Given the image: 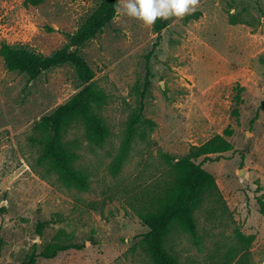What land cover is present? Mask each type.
Wrapping results in <instances>:
<instances>
[{
	"label": "rangeland",
	"instance_id": "1",
	"mask_svg": "<svg viewBox=\"0 0 264 264\" xmlns=\"http://www.w3.org/2000/svg\"><path fill=\"white\" fill-rule=\"evenodd\" d=\"M24 1L0 0V45L50 56L101 0ZM195 8L168 17L159 35L116 14L78 49L106 95L99 114L109 132L102 148L88 144L79 123L62 136L86 191L66 188L40 161L33 129L80 89L74 69L62 65L30 81L0 57V264H20L55 244L71 247L35 264H151L139 245L148 229L135 210L168 179L158 151L178 160L228 127L233 151L203 164L222 201L206 200L194 213L200 245L175 227L166 249L177 264H264V0H198ZM140 107L155 126L137 128L113 172Z\"/></svg>",
	"mask_w": 264,
	"mask_h": 264
},
{
	"label": "trees",
	"instance_id": "2",
	"mask_svg": "<svg viewBox=\"0 0 264 264\" xmlns=\"http://www.w3.org/2000/svg\"><path fill=\"white\" fill-rule=\"evenodd\" d=\"M44 1L25 0L24 4L37 6ZM117 6L118 0H101L97 9L78 30L68 35L69 45L50 56L36 54L22 47L15 48L6 43L0 45V57L6 68L9 71L25 74L30 81L36 79L41 73L62 65H69L74 69L80 89L52 113L41 117L33 129L38 134L36 142L40 146V161L48 164L66 188L78 191L88 189V179L84 173L74 167L76 156L63 144V134L73 124L79 123L84 129L88 144L95 148H102L109 135L99 114L105 104L106 95L93 81L94 74L78 53V49L112 21L116 15ZM167 24L168 18H158L152 25L153 31L159 35ZM159 40L160 36L157 37V44ZM71 47L75 49L70 50ZM241 91L242 88H239L238 93ZM235 102L236 107L232 115L238 117L237 106L241 102L238 95ZM141 126L152 130L155 125L152 121L143 118L140 107L134 111L127 122L126 135L120 154L114 163L113 172H117L122 166L136 136L137 128ZM232 135L233 130L228 127L221 135H215L200 146L191 147L188 154L178 160L167 153L158 151L160 158L169 168L168 179L149 198L146 206L135 210L139 221L148 229L139 245L151 264H177L166 249V238L175 227L186 233L196 246L200 245L194 213L206 200L222 201L214 177L203 169V164L225 159L224 155L233 151V146L228 141ZM142 139H144V132ZM198 158L202 160L196 163ZM259 206L260 213L264 215V202L259 201ZM1 211L4 209L2 208ZM44 225L45 223L39 224L38 233H41ZM251 239L252 237H249L248 241ZM70 247L69 245H52L39 253L32 252L20 264H35L38 258H53L57 253Z\"/></svg>",
	"mask_w": 264,
	"mask_h": 264
},
{
	"label": "clouds",
	"instance_id": "3",
	"mask_svg": "<svg viewBox=\"0 0 264 264\" xmlns=\"http://www.w3.org/2000/svg\"><path fill=\"white\" fill-rule=\"evenodd\" d=\"M197 3L198 0H120L115 13L126 14L152 26L158 18L183 17L194 12Z\"/></svg>",
	"mask_w": 264,
	"mask_h": 264
},
{
	"label": "water",
	"instance_id": "4",
	"mask_svg": "<svg viewBox=\"0 0 264 264\" xmlns=\"http://www.w3.org/2000/svg\"><path fill=\"white\" fill-rule=\"evenodd\" d=\"M239 175L241 176V178H242V173H239Z\"/></svg>",
	"mask_w": 264,
	"mask_h": 264
}]
</instances>
